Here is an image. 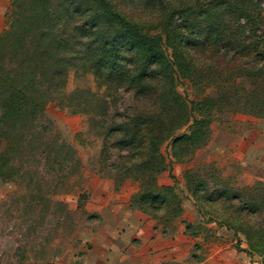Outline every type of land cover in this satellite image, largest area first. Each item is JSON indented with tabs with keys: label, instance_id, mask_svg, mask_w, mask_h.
<instances>
[{
	"label": "trees",
	"instance_id": "obj_1",
	"mask_svg": "<svg viewBox=\"0 0 264 264\" xmlns=\"http://www.w3.org/2000/svg\"><path fill=\"white\" fill-rule=\"evenodd\" d=\"M170 1L153 3L160 15L144 26L115 0H11L8 27L0 33V147L12 151L14 136L20 143L30 142L27 134L32 133L26 124L32 121L26 118H38L47 100L66 96L59 91L71 67L125 84L142 96L154 83L157 103L110 130L123 132V145L135 151L125 163L130 168L122 169V178L152 186L133 194L130 206L160 223H171L181 212V198L172 186L157 183V174L171 164L162 147H171L174 155V146L192 145L193 154L219 100H232L229 104L236 112L264 118V0ZM227 54L229 68L219 79L221 70L215 73V67ZM242 57L247 58L246 66ZM234 62L242 67L234 68ZM208 69H215L214 73ZM239 77L249 78L250 83L245 86ZM181 81L193 95L179 91ZM207 87L216 88V93L206 91ZM4 158L7 154L0 152V175ZM161 189L165 194L156 193ZM222 196L205 199L212 203ZM204 219L231 228L223 218ZM238 250L260 255L264 242Z\"/></svg>",
	"mask_w": 264,
	"mask_h": 264
},
{
	"label": "rangeland",
	"instance_id": "obj_2",
	"mask_svg": "<svg viewBox=\"0 0 264 264\" xmlns=\"http://www.w3.org/2000/svg\"><path fill=\"white\" fill-rule=\"evenodd\" d=\"M115 2L126 15L145 26L160 15V9L152 6L153 3L166 5L171 1ZM10 9L11 0H7L0 33L8 27ZM201 59L206 62L204 54ZM229 59L230 54H227L217 63L216 70L208 69L209 72L221 70L218 78L223 79ZM240 60L243 63L247 58ZM241 63L232 64L235 68L242 67ZM208 65L212 66V63L208 62ZM126 67L131 68V64L127 63ZM37 70L39 76L40 68ZM236 71L234 69L233 73ZM239 78L245 80V86L250 83L249 78ZM179 83L178 89L183 95H193L186 82ZM124 85L99 79L88 70L69 68L59 91L66 96L62 100L54 96L36 114L38 118H26L32 121L26 124V129L32 133L27 134L30 142L20 143L14 136L12 151L0 147V152L7 154L0 175V264H53L62 252L81 246L84 235L96 224L98 215L94 205L101 191L110 189L115 196L125 190L132 191L130 205L133 194L152 188L150 184L141 186L138 180L130 177L122 178V169L130 168L125 163L135 151L131 153L132 148L123 145V132H111L110 128L129 121L145 107L151 108L157 103L155 84L150 85L145 96L135 94ZM212 88L207 87L206 91L216 93V88ZM2 91L0 87V95ZM229 103H233L232 100L216 103V112L212 114L205 137L193 154L192 145L174 146L177 150L174 155L171 147H162L166 156L169 153L171 164L156 178L167 173L172 180L167 185L177 194L186 192L191 196L195 210L204 218L225 219L231 228L225 227L228 231L224 232V243H228V239L235 241L230 247L244 252L238 247L247 249L249 243L264 242V180L256 177L247 182L250 173L263 176L262 167L249 166L256 152L249 150L247 140H253L248 130L264 118L246 111L236 112L234 104ZM254 168H257L255 172ZM159 192L165 194V190L156 191ZM166 195L170 193L166 191ZM218 195L223 196L212 203L205 199H214ZM173 212L174 208H171L169 214ZM182 221L185 233L197 234L193 223L188 221L187 227V221ZM210 244L208 241L204 248V244L195 241L187 259L166 264H197L204 258L203 253L212 247ZM229 249L227 247L225 251ZM262 249L260 245L259 250ZM248 252L255 258L254 262L261 264L264 253ZM225 253V264H234L235 256Z\"/></svg>",
	"mask_w": 264,
	"mask_h": 264
},
{
	"label": "crops",
	"instance_id": "obj_3",
	"mask_svg": "<svg viewBox=\"0 0 264 264\" xmlns=\"http://www.w3.org/2000/svg\"><path fill=\"white\" fill-rule=\"evenodd\" d=\"M6 1L0 0V26L4 24ZM253 140H247L249 150L256 152L249 166L262 167V175L250 173L247 182L252 178L264 180V121L255 123L248 130ZM253 169V172L257 170ZM261 179V180H262ZM159 184H171L167 173L159 175ZM126 189V188H125ZM101 191L94 205L98 220L82 239V245L75 249L62 252L53 264H166L182 262L191 255L192 245L199 241L207 246L211 241L212 247L205 250L197 264H225V252L235 256L234 264H260L254 262L247 252H237L230 247L235 241L224 243L225 226L215 221L207 222L195 210L191 196L179 194L181 212L170 222L160 223L159 219L129 205L130 191L114 193ZM190 221L196 228L197 234L185 233L183 221ZM210 229V231H209ZM223 236V237H222ZM230 238V234H228ZM244 245V244H241ZM229 247L230 249L225 251ZM253 261V262H252Z\"/></svg>",
	"mask_w": 264,
	"mask_h": 264
}]
</instances>
